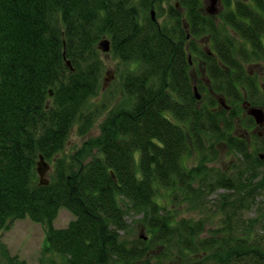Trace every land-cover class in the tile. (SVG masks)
Masks as SVG:
<instances>
[{
	"label": "trees",
	"instance_id": "1",
	"mask_svg": "<svg viewBox=\"0 0 264 264\" xmlns=\"http://www.w3.org/2000/svg\"><path fill=\"white\" fill-rule=\"evenodd\" d=\"M171 1L0 0V232L26 217L46 224L49 264H264V229H255L264 228V198L256 200L264 190V137L251 149L232 133L243 94L264 105L245 67L264 55V0L225 10L220 28L202 0H177L179 8ZM164 4L161 25L149 11ZM104 38L120 80L107 88ZM189 54L192 63L198 55L208 60L209 89L194 85ZM116 85L123 98L110 97L108 108ZM214 94L233 102L224 127ZM98 122L83 150L57 157L75 125L85 136ZM222 146L239 162L229 175L206 166ZM192 148L200 163L188 168L182 156ZM41 154L54 167L48 185L39 184ZM162 188L171 202L231 191L218 199L226 209L221 240L231 250L203 237L201 222L178 220L159 204ZM253 204L260 216L251 223L241 212ZM62 208L74 220L56 229ZM128 216L153 238L120 241L133 230Z\"/></svg>",
	"mask_w": 264,
	"mask_h": 264
},
{
	"label": "rangeland",
	"instance_id": "2",
	"mask_svg": "<svg viewBox=\"0 0 264 264\" xmlns=\"http://www.w3.org/2000/svg\"><path fill=\"white\" fill-rule=\"evenodd\" d=\"M176 1L177 0H172L171 3L172 4L175 3V5L178 6L179 1L178 2ZM163 8L164 10L161 11L157 9L156 7H152V9L149 11L150 15H151V11H152V14L154 13L157 22L161 25H163V23L166 22L165 15H166L167 4H164ZM104 40H107V39L104 38L101 40V42H103ZM201 41L199 42L196 41V42L197 44H200L202 45V47H204L203 44L200 43ZM98 44L100 45V43ZM110 48H111V45H110ZM195 59H196V62L192 63V56L190 54L188 55L187 60L191 61L192 63L190 67V72L192 73L193 83L195 86L196 85L198 86L199 81H203L205 82L204 84L205 90L209 89V86L211 85V80L208 79V76H203L202 74V70H203L202 68L204 67L203 65L204 59L200 57L199 55L196 56ZM102 60L105 64V69H104L105 73L102 76V78L104 77L103 78L104 87L106 86L109 87L110 85L113 86L114 83L118 84L120 80L118 79V74H117V71L115 70L116 68L114 65L116 63V59L114 58L112 54L108 52V53H103ZM263 62L264 61H260L259 63H263ZM245 67L247 71H250V68H251L250 65H247ZM105 78H108V80L106 81ZM263 84H264V76L262 77L260 76L259 81H258V86L260 87ZM116 87L117 85L113 87V92L117 93ZM50 91H51L50 93L53 94L52 90ZM244 92H246V90H244ZM222 94L221 96H223ZM216 96L217 95H215V100L218 101ZM110 97L113 98L112 100L118 101L121 98H123V93L122 91H119L116 95H114V93L113 94L110 93V96L108 97L110 101L108 108L112 106L111 104L112 100L110 99ZM259 97L261 98L262 101H264V95L259 96ZM250 98L252 100L251 92L243 94V99L241 100L242 102H240L239 100L237 101L240 103V107H243L242 108L243 116L242 118L234 122L235 126H234V130L232 131V133L236 136L247 138L249 143L251 144V149H255V147L262 145L263 137H264V126L260 127V125H258L255 122L256 124L254 123V126H252L251 129L246 130L244 125L248 123H252V121H255L253 116L249 115L250 110L254 108L264 110V106H261L260 104L253 105L251 103ZM247 100H249L250 104L247 105L245 108L243 104ZM203 101L204 100L200 101L198 106L202 105ZM93 102L94 101H92V105H93ZM231 103H233L232 100L231 101L226 100V105H224L225 102L223 104L222 101H220V103L218 101L217 106L215 108H212V109H216L220 111L221 113L220 120H221L222 127H224L225 121L228 119V116L231 113ZM108 114H109V111H106L99 118V120L102 117H107ZM99 125H100V122L95 124L91 132L85 136H81L78 130V126L75 125L68 139L66 140L64 149L58 153L57 157L63 156L69 159V154L71 153L75 154L76 152L83 150L86 144L91 139H93V137L98 136L99 134L98 126ZM260 154L263 155L264 152L259 151L258 156H260ZM198 155L199 154H197L193 150V148H192V153H190V151L188 150L187 153L182 156L184 158L183 163L186 164L187 165L186 167L188 168H192L193 166L199 165L200 161H199ZM209 158L210 157H208V159ZM48 163L50 164V170L47 174V177L50 178L49 175L53 173L54 167H53L52 162H48ZM238 164L239 162L237 160V155L235 153L229 152L227 148L226 149L224 148V146L221 147V156L219 160H217L215 163H212V164H211V161L209 163L206 162V166L208 168H211V170H213L212 168L216 170H219L221 168L220 170H222L227 175H229L228 174L229 170L237 171L238 168H234V167L237 166ZM36 170H37V164H36ZM260 179L261 178H258V180ZM230 192L231 191L227 189H221L219 191H216L215 194H212L210 196L200 195V196H197L195 198H192L186 201L171 202L172 197L170 198L167 194L166 189L162 188L160 192L157 193L156 201L159 204H161L163 207H165L166 209L171 210L173 213V216H175L178 220L188 219V220H192L193 222H197V221L201 222L204 226V231L202 233L203 237L207 239L208 238L212 239L215 237L214 239L216 240L215 243L222 245L224 247L222 248V250H225L224 252H226L227 250H231V246L228 245L229 243L224 238L223 240H221V236L223 235V231H222L223 224H222V227H220L222 220L225 218V216H223V213L224 211H226V209H223V207H220L221 204L218 201V199H219V195L221 197L222 194H228ZM260 198H264V190L262 191L261 195L256 197V200L258 201ZM241 214L244 216L246 220H249L251 223H254L260 216L259 211H258V206L254 204L252 207H250L249 210L245 212H241ZM139 218H141V215L136 216V220L137 219L139 220ZM133 219H134L133 217L128 216V219H127L128 223L131 224L130 226L133 227V230L128 235L124 234L123 232H120L121 234H124L122 235L123 239H120V241H123V240L136 241L138 238H140L141 240L142 238H144V240H148L149 238L150 239L153 238V234H150L148 231L146 232L145 229L142 228V226H140L139 224L138 226H137V223L132 225ZM72 220H74V215L72 214V212L68 210L67 208H62L60 209L59 214L56 220L54 221V227L56 229L66 228ZM47 228L48 226L46 224L34 222L30 218L26 217L24 219L15 221L11 225V227L5 229L4 231H1L0 232V264H13V263L14 264H42V263L49 264L50 262L49 253L47 251L46 252L44 251L45 245L47 242V236H48ZM255 229L262 230L264 228H261V224H258ZM159 249L160 248L154 249V251L159 252ZM151 256L153 255L151 254ZM12 260L14 262H12Z\"/></svg>",
	"mask_w": 264,
	"mask_h": 264
},
{
	"label": "flooded vegetation",
	"instance_id": "3",
	"mask_svg": "<svg viewBox=\"0 0 264 264\" xmlns=\"http://www.w3.org/2000/svg\"><path fill=\"white\" fill-rule=\"evenodd\" d=\"M203 1V4L202 6H204V8L202 9V12L204 14H206L205 16H208L210 18H216V20H218L217 23V27H222L220 25V15H222L224 13L225 10L227 9H230V10H235L236 7L240 6V2H242V0H220L218 5H217V12L214 14V15H211L209 14L208 12V6L210 5V0H202ZM229 1V3H228ZM244 1H247V0H244ZM229 6V7H228ZM179 8V5L177 6ZM155 17V16H154ZM153 20H156V18H154ZM222 22V21H221ZM185 27H187V29L189 28L187 22L185 23ZM200 43L203 44V46L205 47L206 45V48H205V51L208 53H210V51H208V48H207V43L206 41H201ZM215 54V53H214ZM216 55V54H215ZM211 56V55H210ZM257 60V61H256ZM207 61L208 60H204L203 61V65L204 67L202 68V74L203 76H209L208 74V70L210 68V65L207 64ZM211 61V60H210ZM256 61V62H255ZM254 62L252 63H249L248 65L251 66L250 68V71H248L249 75L252 76V77H255L258 79L259 81V77L261 76H264V62L263 63H259L260 61H264V55L263 56H259L255 59ZM190 62V65L192 64L191 61ZM219 66L221 65L220 63H217ZM257 64V65H255ZM190 75L192 76V73H190ZM210 88V87H209ZM251 88V87H250ZM257 88H259L257 86ZM260 89L261 91L259 92L260 96L264 95V84L260 86ZM215 96V95H214ZM216 98L218 99L219 103L220 101H224L225 102V105H226V100L221 96H216ZM250 103L248 101L244 102V107L246 108L247 105H249ZM261 106H264V105H261ZM264 111V110H263ZM250 115V114H249ZM254 118V117H253ZM255 120V119H254ZM256 121H254L253 123H255Z\"/></svg>",
	"mask_w": 264,
	"mask_h": 264
},
{
	"label": "water",
	"instance_id": "4",
	"mask_svg": "<svg viewBox=\"0 0 264 264\" xmlns=\"http://www.w3.org/2000/svg\"><path fill=\"white\" fill-rule=\"evenodd\" d=\"M220 0H210V5L208 6V12L211 15H214L218 10H217V5L219 3ZM154 13L152 14L153 19L154 17ZM110 45L111 42L107 39L104 40L103 42H100L99 48L103 51V52H109L110 51ZM68 68H71V63L69 60L66 61ZM106 81L108 80V78L105 79ZM52 94V93H51ZM195 96L197 99L201 98V95L199 94V92L197 91V88H195ZM224 104V101H222ZM225 105V104H224ZM250 115H252L256 121V123L258 125H260V127L264 126V111L261 109H252L250 110ZM261 158L263 159L264 156L261 155ZM50 170V164L46 161L45 157L41 154L39 156V161H37V173L39 176V184L40 185H48L49 184V179L47 177V174Z\"/></svg>",
	"mask_w": 264,
	"mask_h": 264
}]
</instances>
